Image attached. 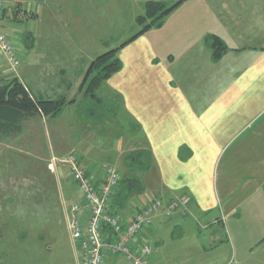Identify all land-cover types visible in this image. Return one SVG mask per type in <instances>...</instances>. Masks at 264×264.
<instances>
[{"label":"crops","instance_id":"crops-1","mask_svg":"<svg viewBox=\"0 0 264 264\" xmlns=\"http://www.w3.org/2000/svg\"><path fill=\"white\" fill-rule=\"evenodd\" d=\"M81 17V26L90 23L87 15ZM210 34L227 45L216 61L206 43ZM102 44L111 46L107 40ZM81 47L84 53L95 50ZM74 49L80 51V46ZM117 55L122 67L109 77L117 89L109 87L122 92L151 152L150 169L159 176L154 195L164 204L189 197L187 207L171 215L159 212L142 231L154 246L153 264L157 259L164 264L161 234L171 233L173 240L197 226L213 242L216 233L208 228L217 224L220 230L225 226L229 239L245 218L258 222L255 246L263 248L264 0H184L161 26L119 47ZM2 65L0 61V81L12 75ZM41 71L19 70V80L25 85L36 75L43 82L37 96L54 98L56 86L46 79L49 70ZM181 149L185 159L179 158ZM83 166L101 177L98 164ZM136 206L124 213L129 216ZM192 246L201 249L197 241ZM72 256L76 264L73 251ZM122 263L129 264L123 257L108 256L104 264Z\"/></svg>","mask_w":264,"mask_h":264},{"label":"rangeland","instance_id":"rangeland-1","mask_svg":"<svg viewBox=\"0 0 264 264\" xmlns=\"http://www.w3.org/2000/svg\"><path fill=\"white\" fill-rule=\"evenodd\" d=\"M146 1L8 0L2 28L22 62L17 75L0 57L2 66L18 78L19 70H49L46 79L56 86L54 98L64 96L65 104L56 117L27 118L20 134L0 140V264H73L63 200H70L74 186L66 160L73 156L81 165L112 164L123 175L125 154L144 147L142 132L135 127L139 124L127 112L122 92L118 98V92L109 87L117 89L113 79L95 92L103 99L99 104L85 98L86 85L84 89L80 85L92 59L138 31L137 17L143 14ZM83 15L90 23L81 26ZM104 40L110 48L102 44ZM81 45L95 50L84 53ZM24 83L37 96L43 82L33 75ZM67 83L69 88L64 86ZM158 179L153 169L145 172V192L133 197L128 206L152 198L159 189ZM221 227L209 226L216 233L213 242L207 238L208 231L197 226L173 240V234H161L163 263L264 264V247L255 246L257 221L245 218L229 239L225 226ZM193 240L201 249L192 246Z\"/></svg>","mask_w":264,"mask_h":264},{"label":"built area","instance_id":"built-area-1","mask_svg":"<svg viewBox=\"0 0 264 264\" xmlns=\"http://www.w3.org/2000/svg\"><path fill=\"white\" fill-rule=\"evenodd\" d=\"M7 5L8 0H0V57L17 75L22 61L2 28ZM66 163L74 189L70 200H63V208L76 264H104L108 256L123 257L129 264H153L154 246L142 231L152 225L159 212L171 215L187 207L189 197L182 195L167 204L157 196L146 198L127 216L118 211L112 199L121 179L114 165L103 166L99 178L73 156Z\"/></svg>","mask_w":264,"mask_h":264},{"label":"trees","instance_id":"trees-1","mask_svg":"<svg viewBox=\"0 0 264 264\" xmlns=\"http://www.w3.org/2000/svg\"><path fill=\"white\" fill-rule=\"evenodd\" d=\"M183 1L184 0L146 1L143 14L137 17V24L139 26L138 31L118 47L106 50L89 62L87 71L80 85L83 89L86 85L85 90H83V96L87 99L90 98L95 100L98 104L102 103L101 101L103 99L97 96L95 92H97L109 77L121 69L122 62L117 55L118 48L149 29L161 26L164 19H166V17ZM16 9L17 12L19 9L18 7ZM5 11L6 8L4 13ZM206 43L211 51V57L215 61L218 60L227 49L225 41L216 34L207 35ZM115 95L118 96V98L120 97L119 94ZM64 104V96L49 99H45L41 96L36 97L15 75L1 80L0 140L18 134L21 131L23 121L27 118L36 115L47 118L56 117ZM98 104L96 105L98 106ZM91 109L92 108H90V111H92ZM137 126L135 127L139 129V126ZM185 157L184 149H181L179 151V158L185 159ZM123 165L126 171L123 175L121 174V179L112 199L118 211L126 214L124 212L130 207L128 206L130 200L135 196H141L145 192L143 174L147 172L152 165L150 150L147 147L133 148L123 157Z\"/></svg>","mask_w":264,"mask_h":264}]
</instances>
